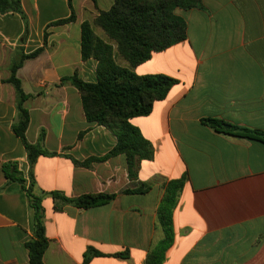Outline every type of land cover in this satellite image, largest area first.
I'll use <instances>...</instances> for the list:
<instances>
[{
	"label": "crops",
	"instance_id": "1",
	"mask_svg": "<svg viewBox=\"0 0 264 264\" xmlns=\"http://www.w3.org/2000/svg\"><path fill=\"white\" fill-rule=\"evenodd\" d=\"M114 2L21 0L23 14L0 12V264H27L26 243L34 236L27 191L7 178L4 166L42 198L45 264H85L89 249L101 255L87 264H146L151 248L164 239L157 212L165 187L183 177L175 242L163 264H264V144L205 123L264 132V0H199L197 7L177 10L187 39L135 68L139 76L178 81L149 116L131 120L154 149L135 181L124 155L82 165L106 157L117 138L87 121L71 80L96 82L97 61L81 55V26ZM72 13L75 22L56 25ZM36 52L16 74L27 96L26 139L50 154L31 167L13 130L19 100L9 80L12 66ZM143 183L152 184L146 194L124 193ZM53 193L115 198L90 209L67 205L57 211Z\"/></svg>",
	"mask_w": 264,
	"mask_h": 264
},
{
	"label": "trees",
	"instance_id": "2",
	"mask_svg": "<svg viewBox=\"0 0 264 264\" xmlns=\"http://www.w3.org/2000/svg\"><path fill=\"white\" fill-rule=\"evenodd\" d=\"M199 0H115L109 11L100 12L93 23L84 22L81 26V55L83 60L97 61V79L95 83L84 82L77 76L72 83L81 95L85 116L88 122L95 123L111 131L117 138V145L104 158L94 159L82 165L88 166L93 161H105L109 158L124 155L127 161L129 178H138V170L142 161L154 158V149L145 140L138 128L131 124L137 117L149 116L156 102L164 100L170 90L178 83L177 80L165 75L139 76L135 68L149 61L154 53L163 52L187 39V23L177 14V10L187 11L197 7ZM1 13H20L21 0H0ZM76 21V16L56 23L64 25ZM94 28L102 30L109 41L99 37ZM36 52L11 68L12 84L18 96L19 119L14 125V133L19 137L28 152L31 167L38 157L50 155L39 146L29 144L26 132L29 126V114L23 108L27 96L23 92L17 71L26 59L34 58ZM206 124L215 130L231 133L241 138L264 144V132L232 126L231 130L224 128V123L218 120H206ZM77 165H81L76 162ZM10 180L24 185L32 208L34 209V236L26 243L29 252L27 264H45L44 256L49 247L46 237L45 216L42 198L33 192V184L26 188L25 181L17 177V171L9 166L3 167ZM185 178L170 181L165 187L163 199L157 212V222L163 230L164 239L154 245L148 253L146 264H163L168 251L175 242L174 211L178 206ZM152 189V184H140L127 194H146ZM55 210L61 211L67 205L79 209H90L110 203L114 195L88 194L76 199L53 193ZM101 254L89 249L85 255L87 264L92 257ZM117 254L116 257H125Z\"/></svg>",
	"mask_w": 264,
	"mask_h": 264
},
{
	"label": "rangeland",
	"instance_id": "3",
	"mask_svg": "<svg viewBox=\"0 0 264 264\" xmlns=\"http://www.w3.org/2000/svg\"><path fill=\"white\" fill-rule=\"evenodd\" d=\"M96 30H97L98 32H101V33H100L101 36H103L105 39H107V41H109L108 38L104 35V33H103L102 31H100V29L96 28Z\"/></svg>",
	"mask_w": 264,
	"mask_h": 264
},
{
	"label": "water",
	"instance_id": "4",
	"mask_svg": "<svg viewBox=\"0 0 264 264\" xmlns=\"http://www.w3.org/2000/svg\"><path fill=\"white\" fill-rule=\"evenodd\" d=\"M225 128L226 129H231V126L226 125Z\"/></svg>",
	"mask_w": 264,
	"mask_h": 264
}]
</instances>
